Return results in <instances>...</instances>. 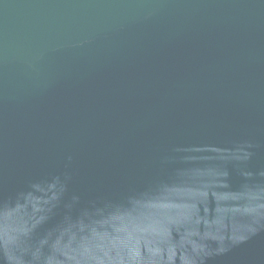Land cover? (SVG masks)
Returning a JSON list of instances; mask_svg holds the SVG:
<instances>
[{
    "label": "water",
    "instance_id": "obj_1",
    "mask_svg": "<svg viewBox=\"0 0 264 264\" xmlns=\"http://www.w3.org/2000/svg\"><path fill=\"white\" fill-rule=\"evenodd\" d=\"M0 264H264V0H0Z\"/></svg>",
    "mask_w": 264,
    "mask_h": 264
}]
</instances>
